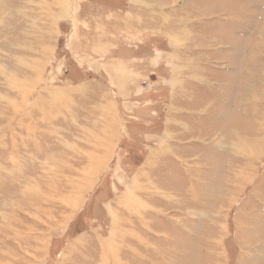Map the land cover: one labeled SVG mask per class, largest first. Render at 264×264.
I'll return each mask as SVG.
<instances>
[{
  "label": "rangeland",
  "instance_id": "obj_1",
  "mask_svg": "<svg viewBox=\"0 0 264 264\" xmlns=\"http://www.w3.org/2000/svg\"><path fill=\"white\" fill-rule=\"evenodd\" d=\"M0 264H264V0H0Z\"/></svg>",
  "mask_w": 264,
  "mask_h": 264
},
{
  "label": "crops",
  "instance_id": "obj_2",
  "mask_svg": "<svg viewBox=\"0 0 264 264\" xmlns=\"http://www.w3.org/2000/svg\"><path fill=\"white\" fill-rule=\"evenodd\" d=\"M135 19H138V20H140L139 19V17H137V15L135 16ZM131 21H135V20H131ZM141 21V20H140ZM191 35L188 37L189 39H191V40H196L197 38L195 37V35L193 34V33H190ZM209 36H210V34H208ZM207 35V36H208ZM193 83L192 84H196L197 86H194V87H196V88H198L199 89V92L202 94V96L204 97V96H206V97H208L209 96V99L208 98H205L204 97V100L206 99L207 101H209L208 103L211 105L212 104V98H211V96H212V92H210L209 90H207L208 88H206L204 85H202L201 83H198V82H196V81H192ZM190 83V82H189ZM224 91V90H223ZM222 92V91H221ZM226 92V91H225ZM223 94H224V92H222ZM201 96V98L203 99V97ZM222 98H225V99H227V92H226V95L225 96H223ZM220 99V98H219ZM219 100H217V101H214V102H218ZM213 102V103H214ZM220 103H221V101H220ZM203 112V111H202ZM208 114H210V113H208V112H206V113H204L203 115H201L200 113L198 114V115H196L195 114V116H198V118H201V120L203 119V122H206L207 120H208ZM194 116V117H195ZM206 116H207V120H206ZM238 138V137H237ZM239 138H240V136H239ZM254 143V142H253Z\"/></svg>",
  "mask_w": 264,
  "mask_h": 264
},
{
  "label": "bare ground",
  "instance_id": "obj_3",
  "mask_svg": "<svg viewBox=\"0 0 264 264\" xmlns=\"http://www.w3.org/2000/svg\"><path fill=\"white\" fill-rule=\"evenodd\" d=\"M110 134V133H109ZM112 134V133H111ZM248 135V134H247ZM104 138V137H103ZM138 199V198H137ZM31 203V202H30ZM111 246L113 247V244H111Z\"/></svg>",
  "mask_w": 264,
  "mask_h": 264
}]
</instances>
